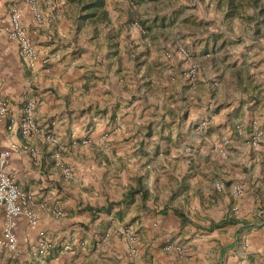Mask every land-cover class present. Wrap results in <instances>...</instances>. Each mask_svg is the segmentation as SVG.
<instances>
[{"label": "crops", "instance_id": "obj_1", "mask_svg": "<svg viewBox=\"0 0 264 264\" xmlns=\"http://www.w3.org/2000/svg\"><path fill=\"white\" fill-rule=\"evenodd\" d=\"M115 1L106 0L112 21L129 24L107 59L102 35L78 22L74 5L0 0V25L9 26L15 5L39 54L29 68L0 30V97L10 111L0 123V151L25 147L5 170L38 215L34 227L17 219V249L0 246V264H264V24L225 21L218 0H204L210 9L202 16L194 0L198 12L140 16L149 28L143 36L132 17L120 20ZM247 15L257 18L253 9ZM188 23L206 29L198 47L207 46L205 67L216 78L203 72L192 84L179 54L164 56V37L198 34L184 31ZM234 46L237 63L227 53ZM29 104L36 124L66 146L60 158L41 136L20 135ZM202 121L207 126L197 130ZM253 127L262 132L257 150L249 145ZM235 185L244 189L239 197ZM3 220L0 209V239ZM121 227L137 237L134 255L124 238L104 239ZM40 232L52 248L32 257L28 246Z\"/></svg>", "mask_w": 264, "mask_h": 264}, {"label": "built area", "instance_id": "obj_2", "mask_svg": "<svg viewBox=\"0 0 264 264\" xmlns=\"http://www.w3.org/2000/svg\"><path fill=\"white\" fill-rule=\"evenodd\" d=\"M29 8L33 13L34 17L39 20L41 19V15L37 9L36 3L34 1H29ZM134 27L139 29L142 34H144L141 27L135 23ZM0 30H4L6 32L9 40L14 41L18 44L21 56L23 61L29 68H35L39 59L38 51L35 45L30 40L26 28L23 25L21 19V13L19 9L13 5L9 9V26L2 27L0 25ZM178 53L182 58L188 62L186 67V78L192 82L196 79V70L191 61V56L189 55L188 50L184 48H180ZM166 58L171 57L170 53H165ZM46 62V60H44ZM217 85V84H216ZM9 104L8 101L0 97V123L4 121V119L9 114ZM10 123H14V120H10ZM207 126V122L202 121L197 130H203ZM18 129L20 135L23 137H32V136H41L46 142L55 146L56 148V156L60 158L62 153L65 152L66 146L61 142V140L51 131H47L39 127L33 116V108L32 105H27L24 108L23 117L20 119L18 124ZM239 129V126L236 127ZM262 138V132L258 130L256 127H253V132L250 135L249 145L257 150ZM73 144L77 143V140L72 139ZM87 140L81 141V143L87 144ZM227 143V141H225ZM21 150H25V147L19 146L17 144H10L6 149L0 151V209L3 210V225L1 227V239L0 246L10 252H15L17 249V236L15 233V228L17 225V219L19 217H23L26 219L27 224L31 227H34L38 223V215L36 211L33 209V202L31 198L26 195L16 184L13 178H11L5 170L7 160L11 156L12 153H17ZM220 154L222 156H226L227 152L224 148L220 150ZM61 167H64L60 164ZM64 172L66 175H70V170L68 168H64ZM243 187L240 185H235L232 187V195L235 197H239L243 194ZM52 214L56 217H60L62 213L59 210L52 211ZM117 232V231H114ZM116 234H121L124 236V239L128 242L129 246V254L134 255L137 251L136 242L137 237L135 233L131 230V228H127L124 231H119ZM39 240L36 243H29L28 252L32 257L44 256L48 253V251L52 248V243L46 237L44 232H40L38 234ZM109 233L104 235V239L109 238ZM25 243H28V239H24ZM172 248L171 246L167 247V249ZM65 250H68L69 247L65 246ZM178 253H182L181 249L176 248Z\"/></svg>", "mask_w": 264, "mask_h": 264}, {"label": "rangeland", "instance_id": "obj_3", "mask_svg": "<svg viewBox=\"0 0 264 264\" xmlns=\"http://www.w3.org/2000/svg\"><path fill=\"white\" fill-rule=\"evenodd\" d=\"M131 2L133 3V5L130 4ZM148 2L149 1H147V0H145V1L144 0L143 1L142 0H117V1H115V3L116 4L118 3V5H119L118 7H121V8H117V9H121V11L123 13V16L120 17V20H122V18L126 19L127 16H128L130 18L132 17L133 18L132 21L136 22V21H139V17L140 16H142V17H144V16L145 17H152L153 16L152 14H154V12L159 13V15H162L163 12L164 13H169V14H173V13H178L179 14L180 13L179 11L181 9H183V8L194 9L195 7H199V10H200V12H201V14L203 16L204 12H205L206 15L209 14V9H210L209 5L206 4L205 1L199 2L197 0H195V4H198L197 2H199L200 6L195 5V7H193V4H192V3H194V0H190V1H187V0H173L172 2L170 1V3L166 2V0H165L164 2H162L161 5L159 4V6H157L158 8L156 6H154V5H152V4L151 5L148 4ZM185 4H188L189 7H186ZM125 6L128 7V8H126V11L122 10V9H125ZM112 7H115V6H111V8ZM195 10L198 12L197 8H195ZM123 11H125V12H123ZM135 17H137V18H135ZM201 20L204 23H206L205 20H203V19H201ZM193 26L194 25L192 23H188V26H186V25L183 26L184 31H188V32H194L195 31V32H198L197 35H191L192 33L186 34V32H182V33L180 32L178 34L176 33L177 35L171 36L170 39H168V37H164V42L162 43L163 44L162 51H163L164 56H165V53H170L172 55V57H173V56H175L176 53L179 54L178 50L180 48H184V49L188 50L189 55L191 56L190 57L191 61H192L193 66H194V68L196 70V79L191 82L192 84L197 81L199 75L203 76V72H205V74L207 76L213 75V73H210V75H209V70L205 67L206 63L209 60H211V58H209L210 57L209 56L210 53L207 50V46L203 47V45H201L200 48L198 47L200 42L207 38L205 36L206 29H204V27H201L199 30H197L196 27H193ZM234 27L236 28L238 26L235 25ZM137 30L140 31L139 29H137ZM180 31H182L181 28H180ZM203 35H204V37H203ZM165 40L167 42H165ZM167 47H168V49H165ZM196 47L199 50L195 51ZM174 48H175V50H173ZM202 49H206V53H202L201 52ZM227 53H229V57H230V55L232 57L233 56L235 57L234 58V59H236L235 63H237L238 60H240L242 58L240 56L241 51H237V48L235 46L234 47H229V51ZM180 57L182 58V56H180ZM196 59H197V61H196ZM182 60L186 63V67H187L188 62H186L183 58H182ZM182 75L186 76V68L183 71ZM214 78H216V77L214 76ZM215 83L218 84V82H215ZM127 228H129V227L116 228V229H113L112 231L107 232V233H109L110 236H116V237L124 238L123 235L116 234V233L119 232V231H124ZM114 231H117V232H114Z\"/></svg>", "mask_w": 264, "mask_h": 264}, {"label": "trees", "instance_id": "obj_4", "mask_svg": "<svg viewBox=\"0 0 264 264\" xmlns=\"http://www.w3.org/2000/svg\"><path fill=\"white\" fill-rule=\"evenodd\" d=\"M67 3L74 5L77 8V20L80 24H87L94 29L93 36L99 39L102 35L103 45L106 47V58L116 56L120 50L123 32L127 24L118 25L112 21L106 7V0H64ZM143 1V0H142ZM145 1V0H144ZM152 2L154 6L161 5L165 0H147ZM173 0H166L170 3ZM203 2L204 0H197ZM133 5V3H130ZM216 8L224 9L223 19L225 21L240 20L246 24H264V4L262 0H218ZM158 8V7H157ZM247 9L256 11L257 18L247 15ZM144 34L149 30L141 21H136ZM101 37V36H100ZM131 195V194H130Z\"/></svg>", "mask_w": 264, "mask_h": 264}]
</instances>
